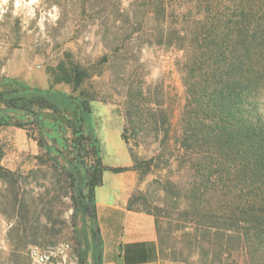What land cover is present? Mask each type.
Segmentation results:
<instances>
[{
	"label": "rangeland",
	"instance_id": "1",
	"mask_svg": "<svg viewBox=\"0 0 264 264\" xmlns=\"http://www.w3.org/2000/svg\"><path fill=\"white\" fill-rule=\"evenodd\" d=\"M147 2L0 0V89L21 83L78 95L56 83L54 73L61 63L88 71L81 90L92 114L84 132L100 143L102 165L121 168L114 166L130 154L129 204L155 217L162 258L168 264H204L208 247L194 221L189 174L175 161L182 154L162 143L163 132L158 141L136 139V91L153 102L145 108L159 103L170 111L177 133L185 103L182 54L149 44L138 32L141 22L154 24ZM18 118L12 125L0 123V264H39L34 252L45 256L41 264H96L90 221L75 201L69 172L59 166L68 169V161L41 149L37 127Z\"/></svg>",
	"mask_w": 264,
	"mask_h": 264
},
{
	"label": "trees",
	"instance_id": "2",
	"mask_svg": "<svg viewBox=\"0 0 264 264\" xmlns=\"http://www.w3.org/2000/svg\"><path fill=\"white\" fill-rule=\"evenodd\" d=\"M181 2L148 0L143 7L154 24L147 28L148 22H141L138 30L149 44L182 54L179 133L163 104L145 108L153 102L140 89L136 139L158 141L163 132L162 143L182 154L175 161L189 174L194 221L208 247L204 264H264V0ZM54 78L79 94L21 83L1 88L0 123L27 117L40 133L39 147L68 161V169L59 166L73 181L75 201L91 224L96 264H102L95 192L105 171L119 174L126 168L103 166L100 143L84 132L92 114L91 100L81 90L88 71L61 63ZM127 117L131 122V112ZM81 256L85 261L87 251Z\"/></svg>",
	"mask_w": 264,
	"mask_h": 264
},
{
	"label": "crops",
	"instance_id": "3",
	"mask_svg": "<svg viewBox=\"0 0 264 264\" xmlns=\"http://www.w3.org/2000/svg\"><path fill=\"white\" fill-rule=\"evenodd\" d=\"M122 157L124 163L114 167L132 166L130 154ZM127 173L106 172L95 192L102 264H168L155 217L129 208L133 187Z\"/></svg>",
	"mask_w": 264,
	"mask_h": 264
},
{
	"label": "built area",
	"instance_id": "4",
	"mask_svg": "<svg viewBox=\"0 0 264 264\" xmlns=\"http://www.w3.org/2000/svg\"><path fill=\"white\" fill-rule=\"evenodd\" d=\"M33 256L39 264H41L42 262H45V259H46L45 256H41L40 254L36 252L33 253Z\"/></svg>",
	"mask_w": 264,
	"mask_h": 264
}]
</instances>
